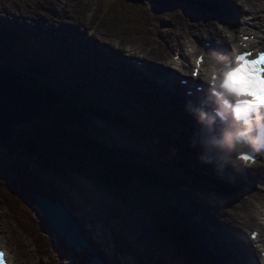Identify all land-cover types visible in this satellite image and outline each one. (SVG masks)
<instances>
[{"label": "rangeland", "instance_id": "rangeland-1", "mask_svg": "<svg viewBox=\"0 0 264 264\" xmlns=\"http://www.w3.org/2000/svg\"><path fill=\"white\" fill-rule=\"evenodd\" d=\"M61 1H63V3L69 7L72 16L70 21H72L74 18L77 23L84 22L81 20L82 14H86L90 22H93V26L96 29L102 27V21H104L107 23L108 30L113 31L115 26L112 23V20L114 18H122V21L118 26H116V29L117 33L119 32L123 35L129 32L142 35L141 29L145 24L148 23L149 25H152L150 26L151 30L154 29V18H150L148 13L152 15H158V17L163 20V22H166L167 25L172 24L173 22H180L181 30H188V28L193 27V24L182 22L178 16L170 14V12L167 14L164 11L165 6L174 5V3L169 1L152 0L151 2L144 4L145 9H140L137 11V16L146 18V22L143 19L137 23L142 24L140 27L135 26L136 22L134 21V15H126L128 14V11L127 9L121 7V5L117 8H115V6L109 7L110 9L105 11L103 8V1L101 0H90L93 3L91 8H89L88 5L84 3L87 0ZM40 2L46 3L48 0H0V4H4V8H0L9 9V15H14L17 18H24V20H28L29 17L27 12L34 11L36 7L40 5ZM123 3L128 4L129 2L127 3L125 1ZM73 5L78 8L76 12L71 11V9L74 10L75 8ZM60 9H62V7ZM94 12L97 14V16ZM132 12H134V10H132ZM36 17L37 19L39 17L37 12ZM58 20L60 25L68 24L67 20L64 18H58ZM186 26L189 27L186 28ZM147 27L148 25L145 27V29L150 31V28L147 29ZM157 28L164 30L166 29V26L161 27L157 23ZM34 29L36 28L30 27V30ZM157 37L158 34L156 35V38ZM129 39L132 42H139L141 38L134 37ZM149 41L153 42L152 40ZM95 60L97 59L95 58ZM8 61L16 69L21 68L24 65L22 62H15L13 57L6 54V51H3L0 48V64L6 63ZM107 61H111L110 57H107ZM61 80V77L54 79V81L58 82ZM111 81L113 82V79H111ZM130 103L131 105L137 106V108L141 107L132 100ZM87 120L93 126V129H88L87 132L83 134L82 129L79 128L76 131L78 136L84 137L88 141H95L97 140V137H101L100 142L106 144L109 147L114 146L115 148L125 149L130 152H141L143 154H147V161L155 163L154 165L156 169H158L157 171H160L161 169L162 172L167 174L169 177L178 179L176 182L181 183V186L187 185V178L182 176V171L180 170L182 164L180 162L177 163L175 157L167 155L166 151L156 150V141L151 143L150 140L143 139L139 136L131 137V135L128 134L127 129L124 127L105 122L102 118L95 115L87 114ZM187 152L189 153L190 151ZM184 153L186 152H181V155ZM188 156H191V153L185 157L188 160H195L197 164L202 163V160L198 157L194 159L189 158ZM11 158L13 159L11 152L0 146V162L3 160L8 161ZM115 159L119 160L121 158L118 157ZM29 164L30 163L28 161L24 162V165ZM32 172L35 173L40 183L53 182L56 184L62 195L78 209L80 219H82V222L85 225H87L86 221L90 219L92 225H96L98 228L101 226L106 227L104 223L101 225L97 218L102 217L107 222L113 219H118V223L121 226L120 229L117 230L120 231L119 234H117L119 239L140 243L145 246L141 249L144 251H139V256L137 259L140 257L145 258L148 253L154 252L163 258V263L159 262L161 264H179V262L176 260V253L172 252V249H178L179 244L177 241L180 240L182 243H184V241L187 240V237H182L180 234L173 232L171 229L165 228V224L160 226L161 224L158 220V216L164 210L174 209L176 206V201L178 198H180L178 195H174V197L168 196L165 192L166 186H161L159 190L155 188L150 190H136L134 188H130L129 190L125 191L124 194L121 192L123 195L120 198V196H116L111 193V195L108 194L104 189L105 187L102 188V185L92 178L84 170V168H80L77 165L73 168L61 167L58 168L56 172L52 173L33 167ZM181 186L180 190L178 191L181 198L188 197L190 195L188 188L181 189ZM181 200H183L184 203L186 201L185 199ZM18 203L21 204L20 209L24 215L22 217L23 219L20 218V214L16 208L14 194L10 191L0 189V227L6 230L3 231L4 233H7L10 228H14L16 237L20 241H18L17 238L12 234L9 237V241L12 242L13 249H16L19 252L22 261L26 260L27 264H38V262L40 264H66L60 263L55 257H52V244H50L49 237L53 238V235H45L39 232V220L43 218L42 213L34 205H31V207L27 205L25 207L22 202ZM165 203L169 205L166 206ZM184 203L183 207H185ZM233 205H236V203H230L229 206L232 207ZM173 214L174 223L184 221L182 216L179 215L180 213ZM163 217H165V212H163ZM185 217L186 219H190L189 216ZM25 223L31 224L30 232L26 230ZM189 230H192L191 226H189ZM102 231L107 235L110 234L111 238L114 240V237L110 231L107 232L105 228H103ZM148 238L153 241V243H151ZM117 245L121 247L119 242H117ZM126 250H128L127 252H132V250ZM70 251L71 253L68 254V257H70L73 262H76L75 260L78 258V262L82 261L81 264L86 263V259L84 258L85 254H83L82 251ZM106 251L110 252L109 249H106L105 252ZM129 257L130 261H135L133 255H129ZM177 257L179 261L183 262L182 254L178 253ZM109 261L111 264H123L124 256L119 255L115 260L113 259V262L110 259ZM153 262L156 263L155 258L153 259Z\"/></svg>", "mask_w": 264, "mask_h": 264}, {"label": "clouds", "instance_id": "clouds-1", "mask_svg": "<svg viewBox=\"0 0 264 264\" xmlns=\"http://www.w3.org/2000/svg\"><path fill=\"white\" fill-rule=\"evenodd\" d=\"M214 23L219 32L232 36L226 27ZM241 47L231 44L230 58L224 55L218 56L216 60L208 58L207 66H203V54L196 55L199 49L194 42L187 52L195 65L198 58H203V64L199 66V78L207 84L208 96L202 107L194 110V115L197 122L208 130L210 139L206 148L221 153H235L234 160L221 159L248 168L255 164L241 157H255L264 150V51L256 49L248 56L243 54L246 51H241ZM205 107L209 111H205ZM98 144L102 145L100 142ZM205 162L210 163L211 160ZM7 264L10 261L7 260Z\"/></svg>", "mask_w": 264, "mask_h": 264}, {"label": "bare ground", "instance_id": "bare-ground-1", "mask_svg": "<svg viewBox=\"0 0 264 264\" xmlns=\"http://www.w3.org/2000/svg\"><path fill=\"white\" fill-rule=\"evenodd\" d=\"M199 1L202 3V5L204 7H207V6H210V7H213V6H215V7H226L233 14H235V15L239 14V11L236 9V6L233 3V0H219L216 2H213L214 0H199ZM199 10L202 13H204V11L201 7H195V6L189 7V11H188L190 19L195 24H198V25L201 24V15L198 14ZM204 19L207 20V17H204ZM210 24L212 25L211 33H215L217 36H219L220 33L216 31V27L212 23H210ZM147 25H148L147 29H149L150 26H152V25H149V23H148V24H145L142 27V29L145 28ZM167 28H168V30L165 33L158 31V37L156 38L157 40L156 41L152 40L153 42L146 40V39H140L139 42H132L129 38H134V37H140L141 38V36H142L139 34H135L133 32H129V33L123 35V34H120L119 32L118 33L113 32V31L102 32L99 30H97L95 35H92L90 37H87L84 34V38L89 39L88 40L89 46L91 45V41L96 42V43L100 44L101 46H103V47L98 46V47L93 48V53L96 55V57H95L96 59H101V57L104 56L105 67H111L115 64L116 56L114 54L125 56L127 54L126 47L129 46L130 48H133L136 50L137 55H139V54L142 55L147 62H149L151 64H155V63L161 64L162 63L165 65L164 66L165 68L169 69L170 65L168 64L166 59H168V57H169L168 52L171 50L172 45H174V41L172 40L171 35L175 34V32H174L175 26H169ZM150 30H151V28H150ZM206 30L207 29L202 26V31L205 32ZM8 32H9V38L12 37V35L14 34L13 31L8 30ZM112 38H116V39L113 40ZM224 42H226V41H224ZM88 48H90V47H88ZM105 49H107L111 52L105 51ZM114 50H115V52H114ZM18 57H21V55ZM107 57H110L111 61H107ZM21 58H23V57H21ZM111 62H113L114 64ZM129 67L131 68V66L127 67L128 70L123 68V71H124L123 73H125L126 76L128 75V73L130 71ZM144 68H145V72L147 75L151 71V67L150 66H144ZM175 68H176V70L180 69L178 63L176 64ZM155 73H153V74H155ZM118 74H121V72H119ZM122 77H124V76H122ZM144 78H145V76H144ZM156 78H158V77H156ZM104 79H105V77H104ZM108 82H110L111 86H113L115 88L114 90L116 92H119V89H117V88L122 83L121 81L113 79V82H112L111 79H108ZM145 82L147 83L148 81L146 80ZM153 97H154L153 106L155 108V104L159 101V99L156 96H153ZM98 100L101 101L102 103H105L103 98H98ZM142 103L147 104L146 102H142ZM163 105H165V102H163ZM132 108H133V106H132ZM130 109H131V106H130ZM13 113L17 114V112H13ZM186 118L187 117H184V115H181L177 118L178 121L175 122V127H174L175 130L173 129V133H178V134H180V136H182L183 132H180V131L184 130L186 132V129H188V128H186V126H183V128H180L181 125L184 123V120ZM143 123H147V122H143ZM190 126L192 128L191 131L194 132V133H192V134H194V138L192 139V146L195 150H198L196 145H202V140L204 139L205 135H203L202 128L199 125V123L197 122V120H195L194 116H193V122H192V124H190ZM168 131L169 130H165V132H168ZM178 152L181 154V151H178ZM183 152H185V151H183ZM188 154H190V152L184 153L183 156L184 155L187 156ZM229 154L231 155V153H229ZM210 155H211V153H208L207 157L210 158ZM202 156H206V155H202ZM188 157L194 158V159L196 158L193 155H192V157L191 156H188ZM214 160L217 162V165L211 164V168L209 169V171H207L204 174H201V173L198 174V177H200L202 180H206L208 177H211V176L217 177L213 180V182L217 181L218 184H220L221 183L220 174H225L227 171H219V170H227V168L230 166L227 164H224L222 162V159L218 158L216 155L214 156ZM218 160H220V161H218ZM198 162H199V160H198ZM141 163H143V162H141ZM78 167L83 168V166H78ZM232 167H234V169H230V170H228V172H235L236 167H238V166L236 163H232ZM148 169H149V167H148ZM246 179H247V177H243L239 182L235 183L234 186H239L241 184V182L246 180ZM202 183H204L205 185H208L209 181L206 180L205 182H202ZM242 189H243V186H240L239 190H237V194L233 197L232 201H229V202H237V204L233 205L231 208L227 209L224 205H219V204L217 205V204L212 203V201L206 200L211 207L210 212H207V214L213 213L212 218L207 217V215H205L204 213H198L197 214L198 218L200 219V227H201V228L199 227L200 249H203V251L209 253V251L212 249L210 244H212L214 242L216 235H217L215 231L209 230L208 225L210 223H216V224L226 228L229 231H230V229H233L236 233H244V229H246V228L250 229L249 225L252 222H254V224L258 223L259 218L258 217L254 218V217L261 211L262 205L264 208V196L261 193H244L242 191ZM212 193L223 194L222 192H220L218 190V188L216 190H214V192H212ZM179 206H180V202L176 203L175 207L178 208ZM209 215H211V214H209ZM79 223L81 225L82 219L78 218V220H77L78 226H80ZM242 239H243L242 240L243 242H246V240L243 237H242ZM99 241H101V240H99ZM124 244H125V246H127V242H124ZM235 244L238 245V242L236 241L234 243V247H235ZM98 246H99V242H98ZM235 248H237V247H235ZM242 258H244V257H242ZM232 259H233L232 255L222 252L221 259L213 258V264H227L228 262L232 261ZM234 264H244V262L242 259H238L234 262Z\"/></svg>", "mask_w": 264, "mask_h": 264}, {"label": "trees", "instance_id": "trees-1", "mask_svg": "<svg viewBox=\"0 0 264 264\" xmlns=\"http://www.w3.org/2000/svg\"><path fill=\"white\" fill-rule=\"evenodd\" d=\"M113 1H121V0H113ZM15 53V49L12 48ZM17 53V50H16ZM19 54V53H18ZM24 63L25 59L19 58L20 62ZM38 61L43 62L41 63L43 66L50 67L52 65V62L54 59L51 61L44 62L42 59L37 58ZM36 63L33 67V73L47 77L46 74V69L43 68H37ZM39 79V78H37ZM34 78V80H37ZM39 81L40 79L36 82L38 85L40 84ZM36 84V85H37ZM45 98H39V102L46 106L47 110L53 112V118L54 122L60 121L61 123H65V121H68L69 124H80L83 129H87V122L86 118L83 114H75V110L78 108L75 105V101L72 100L68 103H65L63 107L55 101L54 95L47 93L45 91H41ZM62 103V102H61ZM119 109H121L119 107ZM115 119H121L120 117L115 116ZM142 129H145L146 131H151L150 126L147 123H142L138 124ZM153 132V130H152ZM156 132V131H154ZM62 138L65 139L64 144L59 145L56 142L50 138L47 137L46 134L42 132V130L36 126L31 127V131L27 132L26 136L24 139L16 144L18 149L15 150L16 154L20 155L21 158L28 157L30 161L37 159L38 162L43 165V166H48L52 163L48 162L50 157H54L57 160H71L72 158L75 157V154H79L81 156H85L88 158L90 162L93 163L95 169H98V172L102 175H97L101 180H99L102 184L105 185L106 188L110 192H113L117 195H120L121 192H124V190L127 188V185L131 183L132 184H142V185H147V180L148 183H153L154 182V177L149 174L151 170L148 169V167L151 169V166L147 167H142L136 164H132L128 161V159L124 158L121 154H119V157L123 161L122 163H113L115 166H111L112 172L105 168L104 166L100 165L96 160H109L111 155H115L111 152H108L102 145L96 143V142H91V143H84L80 141V144L76 142L69 133H63L61 131L58 132ZM157 133V132H156ZM68 143H71L74 145L76 148L71 149L68 147ZM77 150V151H76ZM89 150H94L95 152L101 153L102 156L94 155V159L91 154L89 153ZM17 156V155H16ZM131 157H142L141 154L136 153L134 154H129ZM92 160V161H91ZM20 161V160H19ZM36 162V161H35ZM96 162V163H95ZM77 166H82L80 164H76ZM18 172V173H17ZM16 175H19V170L16 171ZM163 175V174H161ZM164 176V175H163ZM4 178L9 179L7 175L4 176ZM11 180V179H10ZM32 180L31 176L26 173V175L22 178H19V180H16V183L18 184L15 189V196L17 198V201H22V202H28L32 200V193L34 191L33 186H31ZM131 182V183H130ZM5 182L3 180H0V188L5 187ZM48 197H50L52 200L56 198L55 196V188L48 192ZM88 237L87 235H85ZM98 251V250H96ZM98 254L103 258V255L98 251ZM104 259V258H103Z\"/></svg>", "mask_w": 264, "mask_h": 264}, {"label": "water", "instance_id": "water-1", "mask_svg": "<svg viewBox=\"0 0 264 264\" xmlns=\"http://www.w3.org/2000/svg\"><path fill=\"white\" fill-rule=\"evenodd\" d=\"M131 1V0H130ZM133 2L142 3L143 0H133ZM22 92L20 90H11L10 94L6 98L5 94L2 92L0 94V100L2 103H5L3 105V110L7 112V109L11 107L12 105L16 104L19 100H21ZM29 100V99H28ZM27 107L31 111L32 118L36 117L37 113H43L42 109H39L37 106L32 104L30 101L27 104ZM10 135L9 131V125L8 123L5 126H0V141H6L7 138ZM20 160V161H19ZM25 161H30L28 157L21 158L20 155H17L11 158L10 160H3L0 162V165L3 166V169H0V179L3 180L6 184L5 187H2L4 190L13 191V189L16 188L18 185L16 183V171L21 169L24 172L23 173H31L33 167H38V165H41L37 159L30 161L29 165H24ZM65 165H62L60 167H56L53 165L48 166H41L40 169L43 170H53L57 171L58 168H65ZM18 173V172H17ZM7 175L9 179L4 178V176ZM11 179V180H10ZM107 192V191H106ZM33 199L36 202L37 206L43 211V213L46 216L49 228L51 231H56L58 233V236L65 237L69 242L70 246H83L88 247V244L85 242V239L81 236L78 227L74 224L73 220L67 215L65 212L64 207H62L61 204L56 203L52 204L49 200H47L45 197L34 194ZM93 254V252H92ZM87 264H101V262L93 257L91 258V262Z\"/></svg>", "mask_w": 264, "mask_h": 264}, {"label": "snow or ice", "instance_id": "snow-or-ice-1", "mask_svg": "<svg viewBox=\"0 0 264 264\" xmlns=\"http://www.w3.org/2000/svg\"><path fill=\"white\" fill-rule=\"evenodd\" d=\"M219 24L221 26H223V27H226L225 25H223L221 23H219ZM249 39H250V37H248V36H241V40L245 42L244 45H243L244 47H247V43L246 42ZM243 54L244 55H248V56L252 55L251 51H246ZM175 59L177 60L178 63L180 62V57L179 56H176ZM202 64H203V58L200 57V58L197 59L196 67L193 70V79L194 80L199 77V66H201ZM241 159H245L248 162L253 163V164H255L257 162L256 158H254V157H244V156H242ZM257 235H258V233L253 232L252 233V239L255 240L257 238ZM6 257H7V253L4 250L0 249V264H7V258Z\"/></svg>", "mask_w": 264, "mask_h": 264}]
</instances>
